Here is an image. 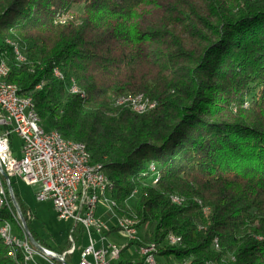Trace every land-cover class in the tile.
<instances>
[{"label": "trees", "instance_id": "obj_1", "mask_svg": "<svg viewBox=\"0 0 264 264\" xmlns=\"http://www.w3.org/2000/svg\"><path fill=\"white\" fill-rule=\"evenodd\" d=\"M0 54L43 129L83 144L116 214L144 228L127 246L153 244L164 264H264V0H0ZM137 95L156 108L114 104ZM12 191L34 242L52 250ZM8 202L0 218L15 225ZM0 264L30 262L0 237Z\"/></svg>", "mask_w": 264, "mask_h": 264}, {"label": "built area", "instance_id": "obj_2", "mask_svg": "<svg viewBox=\"0 0 264 264\" xmlns=\"http://www.w3.org/2000/svg\"><path fill=\"white\" fill-rule=\"evenodd\" d=\"M55 72L58 74V70ZM16 93L19 92L0 87V169L6 189L5 202L0 206H8V198L12 203L9 191L12 179H20L28 186H39L35 192L36 202L51 203L57 219L69 224L67 247L60 253L42 247L39 250L29 242L27 234L20 236L10 221L2 218L1 232L14 242L15 254L16 245L25 243L34 264H72L71 257L76 253L77 264L120 263L126 247L106 243L107 237L118 234L128 242H139L136 224H130L127 218L113 216L112 200L110 204L107 202V197L111 198V187L101 181V170L94 169L87 157L79 155L74 147L59 141V136H52L34 122L29 104L16 103ZM13 137L20 142L16 153ZM134 195L135 192L130 198ZM99 204L108 209L107 221L97 215ZM112 219L115 222L110 226L108 223ZM166 237H170V246L179 241L172 234ZM136 248L142 264H156L155 245ZM67 258L69 262L65 261Z\"/></svg>", "mask_w": 264, "mask_h": 264}, {"label": "rangeland", "instance_id": "obj_3", "mask_svg": "<svg viewBox=\"0 0 264 264\" xmlns=\"http://www.w3.org/2000/svg\"><path fill=\"white\" fill-rule=\"evenodd\" d=\"M79 10V7H74L70 9V12H77ZM65 15H58L57 17H64ZM56 17V19H57ZM66 20V18L64 17ZM57 21L55 20V23ZM40 89V88H39ZM38 90V88H36ZM249 95L246 97L244 103L242 104V109L246 108L249 104H251V100L255 99L258 96V90H254L252 87L249 90ZM225 93L220 94V98L223 97ZM231 103V102H230ZM233 103V102H232ZM232 110V109H231ZM13 150L16 153L19 149L20 142L18 139L13 137L12 140ZM12 186L14 190L16 191L19 199L21 202L26 206V208L33 214L34 219L31 222V228L32 230L38 235V237L48 246L50 249L57 250V249H64L66 245V238H67V228L69 226L68 223H63L59 221L56 217V214L53 210V207L51 203H38L35 200V192L39 189V186H28L25 183H23L20 179H12L11 180ZM137 195H134L128 202L127 206L133 210L135 201L137 200ZM108 204L113 203L112 197H107ZM113 207V216H119L115 212V207ZM2 208V206H1ZM0 208V209H1ZM107 212L108 209L105 207V205H98L97 208V215L102 216V219L104 221H107ZM15 216L19 220V216L17 212H14ZM109 215V214H108ZM107 216V217H106ZM13 218V217H12ZM121 218H127L122 217ZM131 221H133L130 218H127ZM14 220V219H13ZM15 222V221H14ZM115 222V219H112L109 221V225L113 226ZM21 224V222H20ZM14 230L18 232L20 230L16 225H14ZM21 232H18V234ZM137 238L140 240L144 237V228H138L136 229ZM20 235V234H19ZM22 235V233H21ZM93 240H96V237H92ZM82 240V237H80ZM83 241V240H82ZM106 243H114L118 245L119 247H126L128 245V240L124 239L121 235L113 234L107 237ZM85 244V242H84ZM86 245V244H85ZM137 248L135 246H127L123 252L121 253L120 260L121 262H125L128 260L134 261L138 258ZM72 264L78 263V253H76L74 256L71 257ZM155 261L157 264H164V260L159 259L158 257H155ZM169 262H173L172 260H169Z\"/></svg>", "mask_w": 264, "mask_h": 264}, {"label": "bare ground", "instance_id": "obj_4", "mask_svg": "<svg viewBox=\"0 0 264 264\" xmlns=\"http://www.w3.org/2000/svg\"><path fill=\"white\" fill-rule=\"evenodd\" d=\"M7 43H8V45H10L12 47V50H13V53L15 56V60L18 63H23L24 58H23L19 48H17V46L14 43H10V41L9 42L7 41ZM1 53H3V52H1ZM55 70H58V74L55 72ZM8 72H9V69H8L6 60L4 59L2 54H0V87L2 89H13V90L19 92V89L16 85L8 82V80H7ZM61 72L62 71L59 70L57 67L54 68L53 78H55L56 80L61 81V82H66L69 85L68 88H69L70 93L78 94L81 97H83L84 96L83 93L75 85L74 80L72 78L65 77ZM39 88H41V85L38 86V89ZM16 103H27V104H29L30 111H31V114L33 116L34 122H37V123H39V125H41V121L39 119L37 111L35 110V106H34V103L31 99V97L22 96L19 93H16ZM114 104L117 107H126L138 115L147 114L156 108V102L149 100L148 98L144 97L143 95L116 97L114 99ZM46 132H49V131H46ZM50 133H52V136H59V141L63 142L64 145L74 147L76 152L79 153V155H84L90 161L91 157L89 156V154L86 151V148L83 144H81L79 142H75L73 140H68V139L66 140L58 132H55V131H50ZM91 166H93V168L96 170H101V181L104 184H108V186L111 187L110 181L107 178V176L103 170V167L101 165H98V164H91ZM5 199H6V189L4 186L3 177L1 175V169H0V204L2 202H5ZM172 201L174 203H177V204L180 203V200L177 197H174L172 199ZM112 205L114 206V202L112 203ZM13 217L15 219V225L20 229L22 235H26V233L23 230L22 225L20 224L21 221L19 222V220H17L18 218L15 216L14 213H13ZM128 222L130 224H136L134 221H131L129 219H128ZM10 225L12 227H14V223L10 222ZM0 237L4 240V243L9 247V255L11 257H14L15 256L14 242H11L10 239L6 235H4L3 232H1V229H0ZM139 242H140V240H139ZM166 242L168 243V245H170V237H166ZM179 243H180V238H179V241L175 242V245H178ZM16 249H22L26 259L30 262V264H34L32 262V254L30 252H28L25 243H18V245H16ZM156 264H157V262H156Z\"/></svg>", "mask_w": 264, "mask_h": 264}, {"label": "water", "instance_id": "obj_5", "mask_svg": "<svg viewBox=\"0 0 264 264\" xmlns=\"http://www.w3.org/2000/svg\"><path fill=\"white\" fill-rule=\"evenodd\" d=\"M9 191H10V194H11V197H12V204H13V206H14V208H15L17 214L19 215V219H20V221H21V225H22V227H23L24 232H25V233L27 234V236H28V240H29V242H30L35 248H37V249L40 250V249H41L40 246H38V245L34 242V240L32 239L31 235L29 234L28 228H27V226H26V224H25V221H24V219H23V217H22V215H21V213H20V210H19L18 205H17V203H16V201H15V199H14V197H13L12 190H11L10 187H9Z\"/></svg>", "mask_w": 264, "mask_h": 264}, {"label": "crops", "instance_id": "obj_6", "mask_svg": "<svg viewBox=\"0 0 264 264\" xmlns=\"http://www.w3.org/2000/svg\"><path fill=\"white\" fill-rule=\"evenodd\" d=\"M108 216V215H107ZM106 216V217H107ZM102 217V216H101ZM107 219H108V217H107ZM68 228H69V226H68ZM68 228H67V232H68ZM111 235H113V234H111ZM65 247H66V245H65ZM65 249V248H64ZM64 249H57V250H64ZM53 250V249H52ZM54 251V250H53Z\"/></svg>", "mask_w": 264, "mask_h": 264}]
</instances>
